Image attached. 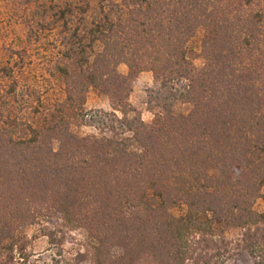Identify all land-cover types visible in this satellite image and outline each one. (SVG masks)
I'll list each match as a JSON object with an SVG mask.
<instances>
[{
	"label": "trees",
	"instance_id": "obj_1",
	"mask_svg": "<svg viewBox=\"0 0 264 264\" xmlns=\"http://www.w3.org/2000/svg\"><path fill=\"white\" fill-rule=\"evenodd\" d=\"M107 2L103 18L81 8L85 26L67 56L98 43L103 50L93 60L83 55L79 71L57 70L67 86L61 112L77 108L79 94L84 110L86 93L97 89L111 99L117 132L79 137L55 116L40 126L0 125V264L30 262L25 229L36 224L52 243L69 227L85 229L94 264H222L234 229L264 261V212L255 209L264 199V0H134L128 19ZM201 27L211 36L198 67L188 43ZM143 72L174 100L150 124L130 103ZM177 103L191 111L177 114ZM178 205L187 208L180 217L171 213ZM59 257L57 264H84L88 254Z\"/></svg>",
	"mask_w": 264,
	"mask_h": 264
},
{
	"label": "rangeland",
	"instance_id": "obj_2",
	"mask_svg": "<svg viewBox=\"0 0 264 264\" xmlns=\"http://www.w3.org/2000/svg\"><path fill=\"white\" fill-rule=\"evenodd\" d=\"M107 1L39 0L41 4L62 8L40 9V11L35 9V4L21 5L16 0H0V125L9 126L17 121H25L40 126L55 116L69 120L72 132L79 137L113 136L117 132L113 128L118 127V122L112 115L111 99L97 89L90 88L86 93L84 110L77 109L82 97L79 94L75 99L77 108L67 105L61 112L62 104L67 99V86L61 72L57 70L59 66H68L71 71H79L76 62L83 55L91 56L93 60L95 55L103 50V44L98 43L94 51L87 46L84 54H80L79 50L72 58L67 56L70 46L75 49L78 47L74 44L77 41L74 34L76 28L85 26V22L80 19V11L84 10L81 8L88 10L89 17L97 15L103 18L100 8L105 3L109 4ZM113 1L115 12L117 9H125L124 19H128L130 9H134L137 5L134 0H128L129 4H125V0ZM69 10L73 12L64 20L55 16L61 11ZM44 11L47 12L46 18L42 17ZM85 33V30L81 31V35ZM65 35L70 38L68 44L63 42ZM209 36L211 30L201 27L188 43L189 57L198 67L204 65L203 44ZM89 42L88 38L85 45H89ZM118 69L121 74L129 73V67L125 63H122ZM169 91L155 86L153 73L143 72L134 84L130 103L139 112L142 120L150 124L155 118L156 111L160 110L159 105L169 99ZM173 101L171 98L168 103ZM174 111L177 114H188L191 105L177 103ZM135 117L134 113L128 116L130 120ZM117 118L121 119L124 116L117 113ZM26 130V125L21 126V136L26 134ZM131 135L128 133V136ZM255 209L264 212V199L257 201ZM186 210L185 205H178L171 208V213L180 217L186 213ZM25 232L28 237L27 253L31 255L28 264H57L60 251L67 259H75L79 252L87 253L88 259L84 264H94L89 245L90 238L83 228L65 229L66 236L62 238L59 233L56 238L58 241L55 243L45 235V230L40 224L27 227ZM242 234L243 231L240 229L229 232L227 237L233 243L231 256L222 264H264V261L241 246Z\"/></svg>",
	"mask_w": 264,
	"mask_h": 264
}]
</instances>
